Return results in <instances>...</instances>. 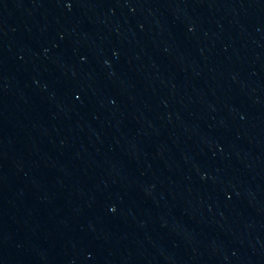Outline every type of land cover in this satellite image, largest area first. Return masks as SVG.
Here are the masks:
<instances>
[{
  "label": "water",
  "instance_id": "1",
  "mask_svg": "<svg viewBox=\"0 0 264 264\" xmlns=\"http://www.w3.org/2000/svg\"><path fill=\"white\" fill-rule=\"evenodd\" d=\"M0 156L264 170V0H0Z\"/></svg>",
  "mask_w": 264,
  "mask_h": 264
}]
</instances>
